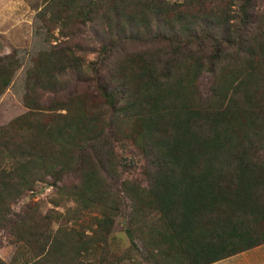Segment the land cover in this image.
<instances>
[{
	"label": "trees",
	"instance_id": "16d2710c",
	"mask_svg": "<svg viewBox=\"0 0 264 264\" xmlns=\"http://www.w3.org/2000/svg\"><path fill=\"white\" fill-rule=\"evenodd\" d=\"M254 1L233 15L226 0H49L38 11L67 39L34 59L27 110L0 125V231L16 246L0 264L122 263L117 218L128 250L153 264H211L264 244ZM89 30L91 44L77 39ZM20 67L15 53L0 56V97ZM134 149L145 163L129 177L136 164L123 154ZM39 184L66 192L73 219L14 211Z\"/></svg>",
	"mask_w": 264,
	"mask_h": 264
},
{
	"label": "rangeland",
	"instance_id": "374dc122",
	"mask_svg": "<svg viewBox=\"0 0 264 264\" xmlns=\"http://www.w3.org/2000/svg\"><path fill=\"white\" fill-rule=\"evenodd\" d=\"M49 0H0V56L15 53L21 60V67L16 72L12 83L0 97V125L8 123L15 116L22 114L27 110L24 102L25 79L27 69L33 65L34 59L44 50H50L52 46L62 40H66L60 35L59 29L48 33L42 25L41 19L37 16L38 11L45 6ZM243 0H226L227 13L233 15L240 11ZM251 18L255 27L264 26V0H255L251 8ZM249 31L252 33L251 29ZM93 33L89 30L85 35L78 36L79 40H90L92 43ZM91 58L93 56L91 55ZM209 75L203 77L202 88H207ZM127 161L136 167H128L129 173L126 176H140L145 160L134 149L132 153L123 154ZM138 170V172H137ZM62 183L60 182L59 185ZM39 184L34 191L26 193L19 201L14 204V211L26 210L28 205L37 212V216H42L49 211L66 213L63 218L73 219V208L76 204L66 192H62L60 186ZM81 216L83 222H92L93 215L97 211L91 210ZM39 219V217H38ZM58 223L54 221L50 229H56ZM115 236L117 242L112 240V248L116 255L126 257L119 264H153L152 261L141 254L135 248L133 251L128 250L132 247V242L125 232V221L117 218L115 226ZM12 237L5 231H0V259L10 260L16 246Z\"/></svg>",
	"mask_w": 264,
	"mask_h": 264
},
{
	"label": "crops",
	"instance_id": "0c3cea01",
	"mask_svg": "<svg viewBox=\"0 0 264 264\" xmlns=\"http://www.w3.org/2000/svg\"><path fill=\"white\" fill-rule=\"evenodd\" d=\"M211 264H264V244Z\"/></svg>",
	"mask_w": 264,
	"mask_h": 264
}]
</instances>
